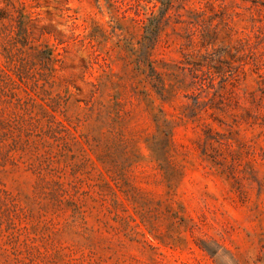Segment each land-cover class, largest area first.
Returning <instances> with one entry per match:
<instances>
[{
    "label": "rangeland",
    "instance_id": "1",
    "mask_svg": "<svg viewBox=\"0 0 264 264\" xmlns=\"http://www.w3.org/2000/svg\"><path fill=\"white\" fill-rule=\"evenodd\" d=\"M5 47L0 264H264V0H0Z\"/></svg>",
    "mask_w": 264,
    "mask_h": 264
},
{
    "label": "trees",
    "instance_id": "2",
    "mask_svg": "<svg viewBox=\"0 0 264 264\" xmlns=\"http://www.w3.org/2000/svg\"><path fill=\"white\" fill-rule=\"evenodd\" d=\"M24 39L26 40V43H24V45L26 46L27 41L29 39V36L27 35V33H24ZM2 54L6 57L7 62L4 66L0 67V81L2 83H4V85H0L1 88L6 87L9 83H12V81H13V77L9 73V70H11V67H13L16 74L20 78H22L23 77L22 75L25 74L24 69H23V65L16 64V61L14 60L16 54L11 53V51L7 47L2 49ZM47 59H48V61H52V59H53V52L51 50L48 51ZM20 61L22 62V60H20ZM12 84H14V83H12Z\"/></svg>",
    "mask_w": 264,
    "mask_h": 264
}]
</instances>
